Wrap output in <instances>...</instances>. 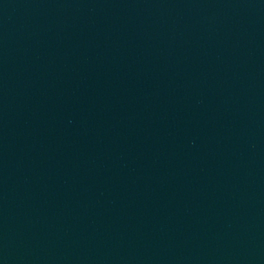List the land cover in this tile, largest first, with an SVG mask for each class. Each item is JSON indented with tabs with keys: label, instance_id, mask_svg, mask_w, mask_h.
<instances>
[{
	"label": "water",
	"instance_id": "95a60500",
	"mask_svg": "<svg viewBox=\"0 0 264 264\" xmlns=\"http://www.w3.org/2000/svg\"><path fill=\"white\" fill-rule=\"evenodd\" d=\"M0 264H264V0H0Z\"/></svg>",
	"mask_w": 264,
	"mask_h": 264
}]
</instances>
